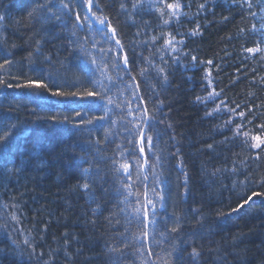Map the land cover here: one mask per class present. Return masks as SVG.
Masks as SVG:
<instances>
[{
	"label": "trees",
	"instance_id": "1",
	"mask_svg": "<svg viewBox=\"0 0 264 264\" xmlns=\"http://www.w3.org/2000/svg\"><path fill=\"white\" fill-rule=\"evenodd\" d=\"M181 2L191 4V7L183 9L188 15L179 23L156 27L155 31L149 30L147 36H136L145 21L153 27L160 21L155 15H143L142 18L138 15L134 18L136 24L129 25L123 15L117 20L118 0L115 3L114 0H100L101 6L113 4V7L105 8V13L119 24L126 50L136 57L140 53L149 55V49L138 46V42L150 39L152 35L187 33L197 25L202 32V35L185 38L183 51L188 55L181 59L179 66L168 69V83L157 86L155 99H149L153 95V85L157 84L153 79L155 74L137 79L141 95L148 100V109L156 112L154 128L159 137L152 153L145 148V157H150L151 162L160 157L162 166H157L156 173L166 180L167 202L164 208L158 205L157 217L184 215L181 237L173 236L168 241V244L175 241L177 245L168 264H213L214 259L223 257L226 259H221L220 264H264V196L254 197L250 206L245 205L242 210L226 217L216 215L217 212L230 213L231 208L242 204L252 192H264V187L255 183L264 176V147L250 149L251 141L244 145L240 140L230 139L232 131L221 127L228 119L226 114L205 117L206 112L226 98L229 107L244 102L259 105L257 113H264V86L259 83L264 76V52L255 55L242 52V47H255L258 40L264 47V32L259 31L264 24V2L251 0L253 6L248 9L247 4L240 6L243 0H211L208 11L198 15L197 5L205 0ZM234 2L236 6H233ZM31 8V0H0V15L6 17L0 21V47L11 50V58L16 62L11 72L0 70V78L13 85L12 88H8L7 83L0 85V134L8 130L6 124L15 125L11 142L6 146L8 162L0 157V264H43L30 255L32 249L24 243L26 238L36 245L37 254L44 253V260L49 259L50 250H57V264H161L162 248L166 249L167 245H160V233L166 227L174 226L173 219L158 224L155 235L149 229V238L139 241L134 236L144 229L135 222L129 223L125 214H117L111 221L108 219L122 197L116 194L118 178L112 174L111 160L104 157L112 156L117 144L128 147L119 127L120 110L109 106L113 111L106 122L95 121L87 127L53 123L48 119L51 116L61 120L64 116L74 117V113L81 110L75 102L79 98L42 101L35 95V89L15 87L17 83L37 78L51 85L50 81H43L38 72H31L28 68V54L40 36L30 38L41 26L39 22L33 26L34 22L28 19ZM250 11L257 14L255 18L249 15ZM253 24L258 30L256 33L250 31ZM69 30L56 27L48 34L51 42H45L42 51L45 55L52 53V65L41 63L43 57H33V60L35 66L52 75L61 91H84L90 87L88 77L77 67L76 57L70 56L69 50L60 49V45L67 42ZM85 34L84 31L78 33L81 37ZM95 38L97 41L102 39L99 35ZM162 44L163 40H160L156 47ZM101 46L108 47L107 44ZM193 55L198 57L195 67L191 59ZM209 59L214 60L210 67L213 87L217 92L223 90V94L214 102L196 103L197 96L204 97L212 91V87L204 86L203 80L209 66L199 64V60ZM155 63L159 64L158 57ZM142 67L144 65L137 58L132 66L133 74ZM77 77L82 83L76 87L68 86ZM233 81L236 82L230 83ZM39 91L51 97L47 89ZM110 95L120 102L116 88ZM159 101L164 105L156 110L154 106ZM102 115V111L94 110L85 118ZM111 120H117V125ZM262 121L264 116L254 124H248L245 131L262 135L256 127ZM241 122L236 118L231 128ZM106 130L111 132L109 140L112 142L94 146L95 140L104 141ZM173 136L174 139H170ZM208 145L213 147L209 149ZM135 148L139 153V144ZM140 163L143 164L142 155ZM178 165H182L183 170ZM233 167L244 175L237 177L229 172L215 177L211 175L217 168L230 170ZM85 169L89 171L86 173ZM185 173L188 176L186 195ZM133 175L135 177V171ZM245 176L250 178L246 186L233 187L234 180H244ZM85 182H91V193L77 187ZM119 207L125 206L119 204ZM192 208L200 211L193 214ZM186 209L188 211H184ZM12 214L18 217V223L11 220ZM200 216L205 218L202 222ZM192 233H195V244L191 243ZM121 234L124 239L119 238ZM184 241L188 242L187 245ZM125 244L128 247L122 254L110 251L112 247L120 248ZM193 247L203 253L196 261L188 255ZM149 252L153 254L149 255Z\"/></svg>",
	"mask_w": 264,
	"mask_h": 264
},
{
	"label": "snow or ice",
	"instance_id": "2",
	"mask_svg": "<svg viewBox=\"0 0 264 264\" xmlns=\"http://www.w3.org/2000/svg\"><path fill=\"white\" fill-rule=\"evenodd\" d=\"M32 8L28 12V19L33 21L35 26L36 22L40 23L39 30L34 33L33 37L40 36L39 39H35V46L32 52L28 54V68L31 72H38L42 77L43 81H50L45 83L37 79L25 80L23 84L17 83L16 88H27L35 89V95H37L42 101H48L51 98H79L75 101L80 107V111L74 113V117L64 116L63 119H58L56 116H51L48 119L53 123H66L72 124L74 127H87L93 125L95 121H107L110 118V113L114 109L120 110L119 115V127L122 133V139L126 141L128 147H124L123 144H117L113 150V155L104 157V159L111 160V171L112 174L118 178V187L116 188V194L122 197L117 204L116 211L112 212L109 216V220L115 219L117 214H125L129 223L135 222L138 224L143 231H140L138 235L134 236L137 241L149 238L150 229L155 235L158 224H165L167 219H173L174 226L165 228L160 233V245H167L166 249L162 248V256L160 257L161 264H168V259L175 254L176 243L173 241L168 244V241L173 237H181L183 233L184 219L183 213L174 214L173 216L157 217L158 205L160 208H164L167 202V196L164 192V185L166 180L161 179L156 173L157 166L160 165V157H156L155 162H151L150 157H145L144 163H140V156L145 153V148L148 152L152 153L155 146V141L159 138L155 131L154 125L156 121V112L148 109V100L141 95L140 84L137 82L138 77L143 78L147 75L154 73L153 79L157 81L156 85H153V95L149 99H155L156 88L158 85L168 83V69L171 66H179L182 58L188 55L187 52L183 51L186 37H194L202 35L200 25H197L196 29L190 30L187 33L181 32H160L156 35H152L150 39H145L138 42V46H144L149 49V55L143 56V53L139 54V57L130 55L126 50V46L123 43L121 30L118 23H114L113 18L105 13V8L113 7V4H106L101 6L100 0H31ZM116 0H114V3ZM119 8L117 9V20L119 16L123 15L126 17V23L129 25H135L136 16L143 15H155L156 19L160 21L159 25L151 26L149 22L145 21L142 28H139L135 33L136 36L145 35L147 36L148 31H155L156 27L164 28L170 27L173 22L179 23V21L188 14L183 11L185 7H191V4H183L181 0H175L173 3L167 2V0H118ZM211 0H205L204 3L197 5V15L200 12L208 11V3ZM264 2V0H262ZM247 4L248 9L252 8L251 0H243L241 7ZM235 5V2L233 4ZM214 11V9H213ZM252 18L256 17L255 12H249ZM4 15H0V21L5 20ZM224 19H227L225 17ZM69 22H71V28L69 30ZM59 27L62 30H69L67 42L60 45V49L69 50L70 56H75L77 61V67L88 77L87 82L90 87L84 91H73L65 92L60 90V86L57 85L52 75L42 67L35 66L33 57H43L41 63L52 65L53 56L52 53L44 54L42 51L45 42H51L48 34L52 29ZM80 31H84L85 36L81 37L78 35ZM243 32L244 29H241ZM250 31L256 33L258 30L256 25L253 24ZM259 31L264 32V24L260 26ZM43 33L44 35H41ZM102 37L100 41L96 40V36ZM177 36L180 38L177 39ZM160 40H163V44L159 48L156 47ZM102 44H107L108 47H102ZM90 45V47H88ZM13 48L16 45L12 46ZM116 53L115 56L112 53ZM242 52L247 54H259L264 52V47H261V41H257L255 47H242ZM13 55L11 50H5L0 47V58H3V63H0V70L11 72V69L15 65V61L11 58ZM59 55V49L57 50V57ZM159 58V64L155 63L156 58ZM139 58L140 63L144 67L140 68L139 72L133 74V64L136 63ZM193 67L196 66L198 57L193 55L191 57ZM200 66L207 64L209 68L205 69V76L203 80L206 87H212V91H209L206 96L195 98L196 103L214 102L219 99L223 94L217 92L213 87V78L211 75L210 67L214 64L213 59L207 61L199 60ZM187 69V65L184 66ZM239 69L237 72L239 73ZM113 73L109 75L108 73ZM239 77H237L238 80ZM236 81L230 82L234 83ZM7 81L0 78V85H5ZM67 85V80L64 81ZM82 81L77 77L70 87H76L77 84H81ZM260 85L264 86V76L260 78ZM8 88H12L11 83H7ZM117 89V99L120 100L117 103L113 99L112 89ZM47 89L51 93V97L44 95L39 90ZM53 89H56L53 91ZM33 94V93H29ZM127 94V95H126ZM252 96L253 93H248ZM164 105L163 101H159L154 107L156 110H160ZM259 105L253 106L251 104H245L241 102L235 104V107H229L227 98L216 105L215 108L205 113L206 118H212L217 114L224 113L228 116V119L224 122L221 127L225 130H231L233 135L230 139L233 141L240 140L244 145H249L250 149H261L264 147V121L259 125H256L261 130L262 135H252L251 130L245 131V127L248 124H254L260 116H264V113H257L256 109ZM245 110H241V109ZM126 109V110H125ZM94 110H100L104 115L99 117H92L86 119L91 112ZM239 118L242 122L235 125L232 129L231 125L235 122V119ZM113 125H117V120H111ZM164 123V121H159ZM8 128L0 134V145L5 147L0 148V157H3L5 162L7 161V149L6 146L11 142L13 129L15 125H5ZM169 128L171 125L168 126ZM90 131V129H89ZM111 132L106 130L104 141L99 139L95 140L94 146L99 147L102 143H111L109 136ZM170 139H174V136ZM139 144V153H137L135 145ZM213 145H208L211 149ZM155 155V153H153ZM257 158H259L257 156ZM123 161V162H122ZM178 167L183 170L182 165ZM12 169H9L11 171ZM89 170L85 169L87 173ZM135 171V177L133 172ZM222 172H229L232 176L244 175V172L239 171L236 167L232 169H215L211 175L213 177L221 174ZM249 177L245 176L244 180H234L233 187L238 185H247ZM261 187H264V176H260L255 181ZM185 184V195L188 191V176L185 173L184 178ZM78 188L85 192H92L91 182H85L78 184ZM264 196V192H252L251 195L247 196V199H243L242 204H237L236 207L230 209V213L226 214L223 212H217V217H226L231 213H235L243 209L245 205L250 206V202L253 201L254 197ZM133 200L135 204L133 205ZM119 204H123L125 207H119ZM4 207H8L5 205ZM16 206L13 205V208ZM95 211V210H94ZM184 211H188L187 209ZM190 211L196 214L200 211L198 208H192ZM203 216L199 217V221H203ZM11 220L19 222L18 217L15 214L11 215ZM119 221H117L118 223ZM46 231V227L44 229ZM10 235V233H9ZM193 239L191 243L195 244V233H192ZM121 239H124V234H121ZM24 243L32 249L30 255L36 257L38 261H43V264H57L55 256L59 253L57 250H50L49 259L44 260V253H36L33 243L27 238ZM187 245V241H184ZM69 245L65 242V248ZM127 244L122 245L120 248L112 247L110 249L113 253H121L126 250ZM149 252V255H152ZM202 250H198L193 247L191 252L188 254L193 261H196L201 255ZM66 258L67 253H66ZM221 259L226 257L218 258L213 260V264H220Z\"/></svg>",
	"mask_w": 264,
	"mask_h": 264
}]
</instances>
